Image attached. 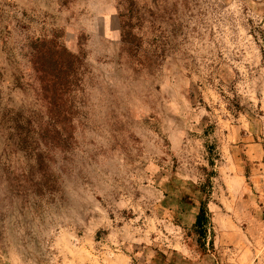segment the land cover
<instances>
[{"label":"rangeland","instance_id":"rangeland-1","mask_svg":"<svg viewBox=\"0 0 264 264\" xmlns=\"http://www.w3.org/2000/svg\"><path fill=\"white\" fill-rule=\"evenodd\" d=\"M0 264H264V0H0Z\"/></svg>","mask_w":264,"mask_h":264},{"label":"trees","instance_id":"trees-1","mask_svg":"<svg viewBox=\"0 0 264 264\" xmlns=\"http://www.w3.org/2000/svg\"><path fill=\"white\" fill-rule=\"evenodd\" d=\"M208 154H209V160H210V164H213L214 159H216L218 157L217 153L215 151L212 150V148L209 146V148L207 149ZM213 171H211L212 173ZM210 175V174H209ZM206 211L201 207L199 209V215L197 216L196 219V223L198 226H203V219L205 218Z\"/></svg>","mask_w":264,"mask_h":264}]
</instances>
